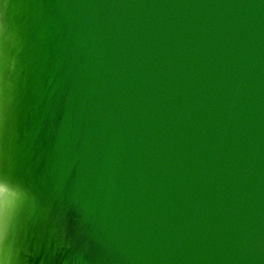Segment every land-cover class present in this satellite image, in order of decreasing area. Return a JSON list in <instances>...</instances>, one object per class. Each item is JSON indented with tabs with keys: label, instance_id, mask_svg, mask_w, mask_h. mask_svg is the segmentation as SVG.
<instances>
[{
	"label": "water",
	"instance_id": "water-1",
	"mask_svg": "<svg viewBox=\"0 0 264 264\" xmlns=\"http://www.w3.org/2000/svg\"><path fill=\"white\" fill-rule=\"evenodd\" d=\"M0 168L3 264H264V0L0 4Z\"/></svg>",
	"mask_w": 264,
	"mask_h": 264
},
{
	"label": "snow or ice",
	"instance_id": "snow-or-ice-1",
	"mask_svg": "<svg viewBox=\"0 0 264 264\" xmlns=\"http://www.w3.org/2000/svg\"><path fill=\"white\" fill-rule=\"evenodd\" d=\"M6 2L7 0H0V4ZM16 183L13 175L0 168V200L7 196L9 189ZM12 223L13 221L9 220L7 215L4 216L3 220H0V246L6 243ZM0 264H3V261H0Z\"/></svg>",
	"mask_w": 264,
	"mask_h": 264
}]
</instances>
